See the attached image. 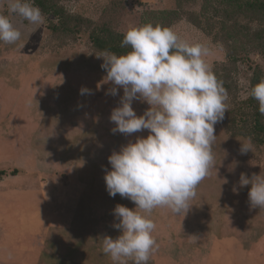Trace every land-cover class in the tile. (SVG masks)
I'll list each match as a JSON object with an SVG mask.
<instances>
[{
  "label": "rangeland",
  "instance_id": "obj_1",
  "mask_svg": "<svg viewBox=\"0 0 264 264\" xmlns=\"http://www.w3.org/2000/svg\"><path fill=\"white\" fill-rule=\"evenodd\" d=\"M56 1L89 19L84 29L109 26L125 33L169 23L182 39L208 48L205 59L227 90L228 111L214 126L215 167L198 185L192 207L185 216L166 206L146 214L155 223L157 244L147 264H264V208H251V185H239L241 173L264 176V143L244 103L252 78H264V39L257 38L264 36V12L254 6L259 0ZM0 14L21 32L14 43L0 40V170L14 176L0 187L17 189L16 234L32 236L29 248L39 264H118L103 253L102 239L121 234L113 227L119 222L115 206L135 204L106 190L108 157L149 131H111L110 114L120 106L123 88L107 94L112 84L104 82L103 58L96 56L104 51L90 41L88 29L55 32L58 19L43 11V25L31 24L9 13L6 0H0ZM227 32L232 42L224 41ZM82 87L91 94L81 95ZM132 107L139 116L150 106L134 100ZM249 139L253 151L241 154V142Z\"/></svg>",
  "mask_w": 264,
  "mask_h": 264
},
{
  "label": "clouds",
  "instance_id": "obj_2",
  "mask_svg": "<svg viewBox=\"0 0 264 264\" xmlns=\"http://www.w3.org/2000/svg\"><path fill=\"white\" fill-rule=\"evenodd\" d=\"M6 3L9 13L31 24L45 22L34 0ZM20 37L9 16L0 14V40L14 43ZM121 47L130 50L119 55L106 50L96 55L103 58L104 82L112 84L107 94L116 96L118 88H123L120 106L110 114L115 125L111 131L131 136L148 130L149 134L108 157L111 169L104 175L106 190L112 197L119 194L131 200L135 208L115 206L113 215L119 222L113 227L121 234L115 239L104 236L102 251L118 264L129 260L147 264L157 244L152 235L155 223L146 214L160 206L176 215L185 216L190 210L198 185L215 167L214 126L228 111V93L205 59L208 48L190 44L171 28L151 23L129 28ZM80 94H91V90L82 87ZM250 96L264 115V80L252 86ZM134 100L146 101L150 107L138 116L132 107ZM249 151H253L250 139L241 142L240 148L241 154ZM239 185H251V208H264V176L249 178L241 173Z\"/></svg>",
  "mask_w": 264,
  "mask_h": 264
},
{
  "label": "trees",
  "instance_id": "obj_3",
  "mask_svg": "<svg viewBox=\"0 0 264 264\" xmlns=\"http://www.w3.org/2000/svg\"><path fill=\"white\" fill-rule=\"evenodd\" d=\"M231 1H240V0H231ZM34 3L45 13L52 15L58 19V21L51 26L53 31H63L69 34H77L81 31H88L89 30V39L93 42L99 49L103 51L114 52L116 54H123L130 50V47H121V41L123 39L124 32L115 31L114 29L110 28L109 26H104L102 28H97L89 26L88 28L84 29V23H91V21L85 17H77L69 14L67 11L60 6V4L56 0H34ZM256 7V11L264 12V0L256 1L254 4ZM213 23L217 22L216 19H211ZM197 25H201L200 27H204L199 20H196ZM208 25L210 21L207 22ZM225 23V22H224ZM163 27L170 26L169 23H161L157 24ZM88 29V30H87ZM207 29V27H204ZM258 39H264V36L259 34ZM221 39V38H220ZM225 42H232L234 39L228 32L224 38ZM231 60H237V57L234 58L233 54H228ZM264 80L262 74L255 75L251 80V88L259 81ZM251 91V90H250ZM245 105H249L251 108V112L249 117L253 119L254 125L253 128L257 133V139L259 142L264 143V121L262 119L263 115L260 114L258 111V102L253 99L250 95L249 98L244 102ZM6 173L5 170H0V178ZM14 173V172H13ZM16 174V173H14Z\"/></svg>",
  "mask_w": 264,
  "mask_h": 264
},
{
  "label": "crops",
  "instance_id": "obj_4",
  "mask_svg": "<svg viewBox=\"0 0 264 264\" xmlns=\"http://www.w3.org/2000/svg\"><path fill=\"white\" fill-rule=\"evenodd\" d=\"M3 177L5 178L0 179V185L10 181V178L14 176L6 173ZM16 191L17 189L10 185L0 187V264H39L41 258L38 254V257L34 258L35 253L29 248V244H32L30 242L32 236L30 234L19 235L18 232L16 234L19 227H14L16 222L12 225L13 214L17 206ZM17 223L20 222L17 220Z\"/></svg>",
  "mask_w": 264,
  "mask_h": 264
}]
</instances>
